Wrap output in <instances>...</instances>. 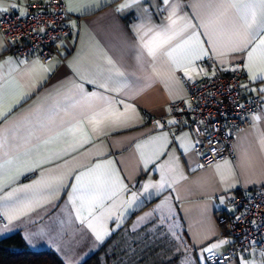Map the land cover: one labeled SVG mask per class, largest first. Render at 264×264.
I'll return each instance as SVG.
<instances>
[{
    "label": "crops",
    "instance_id": "1",
    "mask_svg": "<svg viewBox=\"0 0 264 264\" xmlns=\"http://www.w3.org/2000/svg\"><path fill=\"white\" fill-rule=\"evenodd\" d=\"M28 1L0 0V15L7 9L25 13ZM64 1L72 32L63 38L58 54L50 61L15 54L0 28V83L12 87L5 103L10 111L0 118V129L11 138L13 147L19 146V163L26 164L5 166L8 175L16 179L0 191V196L26 189L18 195L39 205L10 224L0 216V235L19 230L30 248L53 249L67 264H80L112 235L108 253L115 254L126 242V227L133 229L134 235L157 224L182 232L184 244L199 264L201 254L208 255L206 247L216 244L219 247L213 251L222 252L229 239L216 215L225 206L227 195L264 185V150L260 144L264 102L251 125L238 131L233 157L205 167L199 165L194 133L178 128L170 114V103L187 97L184 76L213 75L237 62L243 63L247 75L245 90L264 96V80H252L264 73V54L258 52L257 62L248 71L245 52H231L216 37L204 35L205 29L197 28L199 40L188 39L189 30L172 41L171 46L176 47L187 40L176 53V64L166 56L158 54L155 60L148 56L143 42L151 34L142 40L143 31L147 27L154 31L167 28L173 10L177 33L187 21L198 25L204 14L200 0ZM210 40L217 41L215 47ZM203 51L208 54L195 59ZM109 58L123 76L111 70ZM37 63L52 67L42 76L32 77L30 70ZM135 88L140 91H129ZM106 102L125 113L122 124L93 133L84 120L83 127L90 136L87 143L70 147L71 141L63 135L44 143L70 119L65 110L88 116L108 107ZM178 172L187 179L159 192L155 188L144 191L146 184H157L162 176L172 183ZM77 186L80 192L92 193L91 198L82 199L73 191ZM165 199L170 210L168 206L158 208ZM96 231L107 232L103 241L96 239ZM224 264H264V251L252 248Z\"/></svg>",
    "mask_w": 264,
    "mask_h": 264
},
{
    "label": "built area",
    "instance_id": "2",
    "mask_svg": "<svg viewBox=\"0 0 264 264\" xmlns=\"http://www.w3.org/2000/svg\"><path fill=\"white\" fill-rule=\"evenodd\" d=\"M0 28L12 52L44 62L58 54L61 41L72 32L64 0H29L25 13L3 10ZM246 77L242 62L213 75L183 77L188 95L171 101L170 114L178 128L194 133L201 167L233 157L238 131L260 112L264 96L245 90ZM216 216L229 244L209 264H224L252 248L264 251V185L228 194Z\"/></svg>",
    "mask_w": 264,
    "mask_h": 264
},
{
    "label": "snow or ice",
    "instance_id": "3",
    "mask_svg": "<svg viewBox=\"0 0 264 264\" xmlns=\"http://www.w3.org/2000/svg\"><path fill=\"white\" fill-rule=\"evenodd\" d=\"M165 2L167 3V0H165ZM200 2L204 8V14L200 17V23L198 25H193L190 21H187L183 31L177 33L175 31V25L177 23L175 19L176 13L175 10H173L171 16H169L170 25L167 28L154 31L151 27H147V29L143 31L142 40L144 37L151 34V38L143 42V47L147 50L148 56L155 60L159 54L161 56H166L172 64H176V53L183 47V44L187 43V40L176 47L171 46L172 41L178 35H183V32H188L189 30L191 31L188 39L199 40L200 34L196 29L203 28L206 30L203 33L204 35L216 37L229 49V51L245 52L248 60L247 68L248 71H251L253 64L257 62L258 52L264 54V0H200ZM69 3H71V0H69ZM69 10L72 11L74 9L69 8ZM216 42V40L209 41L214 47ZM207 54V51H203L202 55H197L195 59H201ZM221 55H224V53H221ZM108 63L113 65L111 70L115 71L116 75H124L119 69L115 68V64L110 58L108 59ZM2 67L3 65L0 64V68ZM51 67L52 66H44L38 63L34 64L29 75L32 77L42 76L44 73H47ZM153 71L155 72L157 69L154 67ZM185 74L187 75L188 73L186 72ZM257 79L264 80V73L252 77L253 81ZM13 84L19 87L17 82L13 81ZM124 87H127V85L125 84ZM11 91V86L0 83V118H3L7 112L10 111V109H5V103ZM129 91L138 92L140 89H129ZM261 91L264 92V89H261ZM21 98L23 97L21 96ZM87 99L91 98L89 97ZM100 99L103 100L104 98L100 97ZM18 102L19 101H17V103ZM106 103H108V107L102 108L100 111L94 112L92 115L88 116H77L73 114L70 109L65 110V115L70 116V119L64 121L61 125V130H58L55 136L44 140V143H51L60 135L67 137L71 141L70 147H79L87 143L90 136L83 127L84 120H87V124L93 133H100L108 126L122 124L125 120V113L117 111L112 106L111 102ZM256 119H259V117H256ZM51 122V118H49V123ZM169 123H173V121ZM77 133L80 134L79 139H76ZM10 140V137L5 136V130L0 129V191H3L8 184L16 179V176L8 175L5 168L6 165H16L17 167L26 166V164L21 165L19 163V146L13 147ZM260 144L261 149L264 150V136H262ZM100 167L101 165H96L97 169ZM197 167H199V165H197ZM217 167L219 168L220 166L217 165ZM76 179L79 181L80 176H77ZM184 179H187V177L184 176L182 172H178L173 177L172 183L168 182L166 176H162L159 183L146 184L144 186V191L148 192L149 188H155L157 192H159L165 187L172 188V184L179 183L180 180ZM49 187H51V185H49ZM24 191H26V189H14L0 196V216L7 219L9 224L12 223L13 220L27 215L29 211H34L35 207L39 206L37 201L18 195V193ZM73 191L78 192L82 199H89L92 196L90 192H80L78 186L74 187ZM132 199L134 201L136 197L133 196ZM128 203L130 206L132 201ZM166 206H168L170 210L169 201L167 199H165L161 205H158V208H164ZM89 227H92V225L89 224ZM95 235L97 240L103 241L107 232L96 231ZM29 243H31V241H29ZM221 243L224 242L222 241ZM218 247L219 245L216 244L211 248L206 247L204 252L208 253V255L204 256L201 254L198 258L201 264H203L205 260L210 261L215 259L216 253L213 250Z\"/></svg>",
    "mask_w": 264,
    "mask_h": 264
},
{
    "label": "rangeland",
    "instance_id": "4",
    "mask_svg": "<svg viewBox=\"0 0 264 264\" xmlns=\"http://www.w3.org/2000/svg\"><path fill=\"white\" fill-rule=\"evenodd\" d=\"M131 231L133 229H124L126 242L117 250L119 257L109 264H199L192 250L184 244L182 232L174 231L166 224L136 231L134 235ZM140 258L144 259L140 261ZM70 264L78 263L70 261Z\"/></svg>",
    "mask_w": 264,
    "mask_h": 264
},
{
    "label": "trees",
    "instance_id": "5",
    "mask_svg": "<svg viewBox=\"0 0 264 264\" xmlns=\"http://www.w3.org/2000/svg\"><path fill=\"white\" fill-rule=\"evenodd\" d=\"M112 235L101 247L80 264H107L118 258V252L109 254ZM106 257L108 260H106ZM0 264H67L53 249H32L21 231L17 230L0 238Z\"/></svg>",
    "mask_w": 264,
    "mask_h": 264
}]
</instances>
